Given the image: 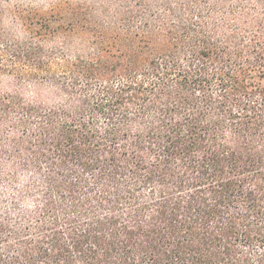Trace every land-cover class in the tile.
<instances>
[{
  "label": "trees",
  "instance_id": "obj_1",
  "mask_svg": "<svg viewBox=\"0 0 264 264\" xmlns=\"http://www.w3.org/2000/svg\"><path fill=\"white\" fill-rule=\"evenodd\" d=\"M0 264H264V0H0Z\"/></svg>",
  "mask_w": 264,
  "mask_h": 264
}]
</instances>
